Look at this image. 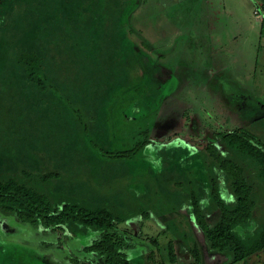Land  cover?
I'll return each instance as SVG.
<instances>
[{
	"label": "trees",
	"instance_id": "1",
	"mask_svg": "<svg viewBox=\"0 0 264 264\" xmlns=\"http://www.w3.org/2000/svg\"><path fill=\"white\" fill-rule=\"evenodd\" d=\"M142 2L0 0V264H65L9 240L24 224L90 239L84 251L104 264H134L137 245L115 231L129 196L143 218L172 208L152 240L161 264L184 246L196 264L264 252V119L218 129L216 142L189 135L192 145L152 148L177 77L130 36ZM119 115L127 148H116ZM142 252L141 264H157L154 249Z\"/></svg>",
	"mask_w": 264,
	"mask_h": 264
},
{
	"label": "rangeland",
	"instance_id": "2",
	"mask_svg": "<svg viewBox=\"0 0 264 264\" xmlns=\"http://www.w3.org/2000/svg\"><path fill=\"white\" fill-rule=\"evenodd\" d=\"M257 3L258 0L142 2L130 20V36L142 54L148 55L153 63L168 67L177 77V89L168 98L170 106L166 108L165 118L154 122L158 138L155 137L152 148L174 147L176 141H188L192 145L189 135H195L196 141L216 142L218 129L247 126L256 119H264V34L254 16ZM68 111L72 113L70 106ZM17 112L20 113L19 107ZM123 118L122 115L117 117L122 129L117 135L116 148H127L130 144L124 135ZM157 152L149 154L153 156ZM129 197V219L115 231L137 245L130 252L134 264H141L138 257L143 250L153 249L157 264H161V250L152 240L164 227L161 212L170 213L172 208H154L156 211H151L150 217L143 218L137 204ZM10 219L12 226H16L17 220L13 216ZM24 226L22 233L9 240L52 251L65 264H104L96 254L84 251L90 239L83 242L63 238L38 226ZM256 226L257 223L252 222L239 231L248 238ZM177 254L173 264H196L186 246L178 249ZM246 264H264V252L253 255Z\"/></svg>",
	"mask_w": 264,
	"mask_h": 264
},
{
	"label": "built area",
	"instance_id": "3",
	"mask_svg": "<svg viewBox=\"0 0 264 264\" xmlns=\"http://www.w3.org/2000/svg\"><path fill=\"white\" fill-rule=\"evenodd\" d=\"M255 17L257 19V21L261 24L264 22V9H256L255 10Z\"/></svg>",
	"mask_w": 264,
	"mask_h": 264
}]
</instances>
